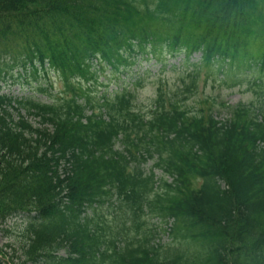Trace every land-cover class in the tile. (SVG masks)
Instances as JSON below:
<instances>
[{"label": "trees", "instance_id": "1", "mask_svg": "<svg viewBox=\"0 0 264 264\" xmlns=\"http://www.w3.org/2000/svg\"><path fill=\"white\" fill-rule=\"evenodd\" d=\"M146 1L0 0V81L51 71L63 92L0 95V224L27 216L0 228L21 239L19 264H264V109L239 102L216 120L184 107L216 59L264 72V0ZM197 50L200 64L148 104L140 78L89 90L138 55ZM148 214L173 218L186 250L161 251Z\"/></svg>", "mask_w": 264, "mask_h": 264}, {"label": "rangeland", "instance_id": "2", "mask_svg": "<svg viewBox=\"0 0 264 264\" xmlns=\"http://www.w3.org/2000/svg\"><path fill=\"white\" fill-rule=\"evenodd\" d=\"M144 4L152 7L153 1L147 0ZM182 56L183 53H178L175 57H168L162 64L160 62L154 63V59L150 61L142 59L140 62L132 65L131 71L127 76L122 72H117L116 69H105L100 73L98 83L91 90L96 92L94 93L96 97L100 96L104 90H119L121 85H126L130 81L132 82L131 78L136 74H141L146 71L141 82L142 87L138 90L139 98L143 102H147L149 98L155 95L157 77L160 78L162 89L168 92V94H171L180 85L179 78L184 69V65L181 64ZM197 56L198 54L192 55L189 61L195 60ZM243 75L244 72L242 70L234 69L227 70L224 73L214 69L202 70L198 79L197 88L188 94L189 96L184 102V107L190 112L198 111L202 108L204 112L208 113L211 106L214 108L211 111L219 110L216 108V104H213L214 101L222 100L231 103H236L238 100L264 101V80L262 87L252 86L250 83L244 81ZM38 86L47 87V91H39ZM10 89L17 96L50 100L51 98L59 97L58 91L60 89V83L53 72H48L45 75L39 71L36 77L32 74L26 78L22 76L18 79L17 83L11 85ZM26 219V215L17 218L13 217L7 219L0 226L4 229L8 228V226H11L12 229H17L25 224ZM155 221L156 219L151 220L154 223ZM20 244H22L21 239H18L16 235H6L0 228V264H17V261L22 257Z\"/></svg>", "mask_w": 264, "mask_h": 264}, {"label": "bare ground", "instance_id": "3", "mask_svg": "<svg viewBox=\"0 0 264 264\" xmlns=\"http://www.w3.org/2000/svg\"><path fill=\"white\" fill-rule=\"evenodd\" d=\"M243 79L244 81H246V72L243 75ZM247 82V81H246ZM249 83V82H247ZM251 84V83H250ZM252 86H254V84H251ZM190 93H186L185 95L188 97ZM246 104L250 105V106H254V107H259V109L263 108L264 109V101L263 100H257V101H245Z\"/></svg>", "mask_w": 264, "mask_h": 264}]
</instances>
